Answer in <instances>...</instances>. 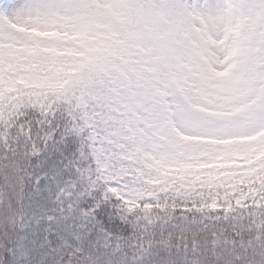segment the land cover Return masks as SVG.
<instances>
[{"label": "snow or ice", "instance_id": "obj_1", "mask_svg": "<svg viewBox=\"0 0 264 264\" xmlns=\"http://www.w3.org/2000/svg\"><path fill=\"white\" fill-rule=\"evenodd\" d=\"M0 264H264V0H0Z\"/></svg>", "mask_w": 264, "mask_h": 264}]
</instances>
